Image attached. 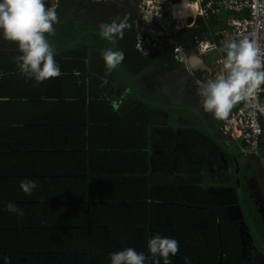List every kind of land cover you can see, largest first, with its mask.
Instances as JSON below:
<instances>
[{
    "label": "trees",
    "instance_id": "1",
    "mask_svg": "<svg viewBox=\"0 0 264 264\" xmlns=\"http://www.w3.org/2000/svg\"><path fill=\"white\" fill-rule=\"evenodd\" d=\"M137 1L123 0L128 4H134ZM46 4L48 5V0ZM55 8L60 20V23L55 26L56 35L47 36L46 34L47 39L54 46L55 60L62 73L59 77L52 78L54 82L46 80L37 83L34 79L23 75L14 59L20 55L17 45L3 39L0 34V176L5 177L24 172V175L30 176V180L37 183L38 188L43 191L49 189V194L41 197L44 202H49L54 198H64L72 208L70 216L66 214L69 211L66 210L68 208L66 205L63 209L58 207L56 213L65 215L69 221L68 225L76 226L79 224L74 220L80 217L77 206L85 198H90L85 194L90 193L91 190L85 189V186L80 187V172L84 169L82 165L69 168V170L78 172V175L72 176L70 188L68 180L58 176L54 177L60 175L63 169L58 161L55 162L56 164L53 162L54 152L60 148L59 146H70L77 157L80 154L77 152L88 148L91 160L95 161L93 156L96 154L95 148L105 144L116 145L122 148L119 155L125 161L126 157L132 155V152L127 150L128 147L133 145L144 147L149 139L155 151L150 158L152 164L150 171L155 174L156 178L154 184L162 183V186L166 188L165 193L171 200L176 199L177 187L185 192L186 190L192 191V189L198 192V187H205L208 176L192 174L196 173V168L203 170L214 166L213 158L217 162L225 146H232L229 137L217 134L219 131H211L209 134L201 133L186 125L176 128L169 122L168 113L163 115L149 111L147 108H152L139 104L138 100L144 98L136 92L134 94L137 99L122 105L117 114L110 105V101L117 98L121 91L113 86L115 80L113 77L116 74L119 76L141 75L143 78L141 81L150 80L151 82H146V84L150 90H154L162 84L164 78H169L168 72L176 66L175 63H170L167 69H154L152 70L154 73L150 72V75L145 73L150 65H155L156 57L164 62L167 59L170 60L171 52L164 49L156 55L142 56L133 48L134 20L138 17L137 11L112 0H58ZM116 17H126L129 26L124 31V37L113 45L100 36L98 26L100 23H109ZM199 21L201 26L186 30V38L206 28L200 17ZM84 36L87 38L88 46L79 49L77 48L80 46L79 40ZM116 47L123 51L124 60L116 69L108 72L102 59V52L107 48L116 50ZM86 55H92L88 75L85 73L86 63L83 61ZM181 70L185 71L183 68ZM151 77L154 78L150 79ZM197 86L190 77H186L180 86L183 96L188 98L189 102L201 103L197 97ZM76 99L78 109L82 110L81 114L76 117L79 120L78 126L85 122L86 114L88 119L87 127L81 126V129L77 128V131L76 127L69 125L68 114L65 117L64 113L61 120L58 116L60 110L65 108V104L70 103L67 100ZM204 113L213 115L209 112ZM134 118L137 119L136 123L137 121H146V123L143 125H139L141 123L127 124L134 122ZM119 120L127 123L121 124L120 127L111 124L103 125L104 122H120ZM111 136L112 141L109 139ZM140 137L142 138L140 143L134 144ZM124 148L126 150H123ZM146 154L147 151L142 152L139 158L125 163L132 168L136 164L137 173H141L140 175L109 177L107 184L114 188L117 187L118 181H122L115 195L126 198L122 192L128 193L127 191L132 189L128 184H133V181H136L137 187L144 186L147 177L143 174L149 166ZM260 155H264V150ZM72 159H74L72 156L67 155L68 162L73 161ZM100 163H103V166L91 165L93 172L105 173L108 166L110 170L111 168L119 170L123 165V163L113 164L115 163L113 161L110 163L100 161ZM63 165L65 166V163ZM94 178H100L102 183L104 181V177L101 176ZM261 179L264 184V175ZM235 189L236 193L232 197L239 201L244 219L249 221L254 231L253 235L250 231L241 232L240 220L234 219L230 209L226 206L223 195L216 190H212V195L206 191L198 194H193L192 191V195L186 194L177 198L186 201L190 206L197 204L201 206L199 210L190 209L189 213L185 212L182 218H178L180 211L175 213L182 207L181 201L173 205L170 203V208L165 209L162 214L159 212L151 214L147 212V203L134 202L135 198L146 199L145 194L137 196L135 193H128V197L132 199V202H128L133 207L132 222L138 226L127 230L129 237L127 242L139 245L138 249H144V251H136L144 253L148 259L152 260L147 249L148 226L151 225L153 229H156L153 230V236L169 237L179 242L180 252L175 257L170 256L171 264H185L186 257L189 258V264H248L242 259L240 237L250 235L253 238L257 237L261 248L264 249V228L261 229V226H264V209L258 204L260 196H252L238 184ZM35 192L36 195H27L19 186H15V192L12 195L16 206L20 209L22 205H25L24 201L39 198V194ZM162 198L164 197L161 196ZM31 204L36 206L38 201ZM21 209L24 215L11 213L13 227L0 236V264H89L87 256H84L86 258L84 259L83 256H70L68 253V251L81 250L79 243L73 241L70 244L65 243V240L59 237L53 241L47 238L45 242L42 241L43 244H40V238L36 234L41 231H47L49 234L48 225L55 226L57 223L52 221L49 223L47 217L43 220L37 219L36 215L29 210L30 207L26 206ZM53 218L57 216L53 215ZM45 223L47 225L43 227ZM124 229H118L119 234H122ZM50 230L52 234L59 233V235H64L69 231L66 226L55 230L50 228ZM74 230L79 232L80 227H75ZM112 233L114 238L119 239L120 235L109 231L107 235H103L102 241H99L94 249L101 248L100 250L103 251L102 248L107 247L106 238ZM70 238L72 239V233ZM116 243L118 245L120 241L116 240ZM55 251L61 253L56 255ZM257 254L259 255L257 252L253 253V261L250 264H260L261 258L259 260L256 257ZM22 255L25 257L24 261L21 259ZM93 258H89L91 264L94 263ZM110 262L108 257L99 260L97 264H110ZM160 264H163L162 260Z\"/></svg>",
    "mask_w": 264,
    "mask_h": 264
},
{
    "label": "crops",
    "instance_id": "2",
    "mask_svg": "<svg viewBox=\"0 0 264 264\" xmlns=\"http://www.w3.org/2000/svg\"><path fill=\"white\" fill-rule=\"evenodd\" d=\"M115 1L117 4H121V5H126L123 0H112ZM137 19V18H136ZM133 36H135V28H134V33ZM86 37V36H84ZM83 38V37H82ZM135 40H133L134 43ZM88 46V41L87 38L84 40V44L81 45L80 43V48L82 49L84 47ZM117 50V47L115 48ZM119 50V49H118ZM158 50L154 53H152L153 55H156L159 51ZM223 54L226 55V51L225 49L222 50ZM161 54V53H160ZM159 56V54H158ZM160 57H162L160 55ZM157 60L156 62H164L161 61L159 57H156ZM170 60L167 59V63L168 65L170 63H175V68L171 69L170 71H175L179 66L180 63L175 62L172 60V56H170ZM91 59H92V55H86V57H84L83 61L86 63V75H88V71L90 70V64H91ZM154 65V64H153ZM152 66V65H150ZM149 66V68H150ZM148 68V69H149ZM147 69V70H148ZM167 69V68H166ZM167 71V70H166ZM150 73V72H149ZM169 74V72H168ZM119 75L116 74L115 77H113L114 83L113 86L115 89L119 88L121 89L120 94L117 98H114L110 101V105L113 107V111L116 112H120V107L122 106V104L118 105L116 104V100L122 96L124 93H126V90L129 91V94L131 93H135V90L129 83V80H127L126 82L123 81V79H118ZM48 81L54 82L52 80V78ZM50 82V83H51ZM146 82H151V81H146ZM158 90L157 88L152 90V91H156ZM132 91V92H131ZM133 93V94H134ZM135 95V94H134ZM198 95V94H197ZM136 97V95H135ZM136 98H134L135 101ZM139 99V98H138ZM70 101V103L67 105L65 104V108H62L63 110H60V112L58 113V116L61 117L62 115H64L65 113V117L68 114V117L70 118V122L69 125H72L74 127H76V131L77 128L81 129V126H84L85 128L87 127V114L84 118L85 122H83L82 124H80V126H78L79 124V120H77V116L79 114H81L82 110L78 109V100H67ZM139 102V100H138ZM202 103V102H201ZM156 108L154 109H149L146 108L150 111L156 112V113H165L167 115V112L165 111V109H167L165 106L162 107V109L158 108L157 105H155ZM127 111V110H125ZM137 120L136 118H134V122L132 123H127L124 121H110V122H104L103 125H116L118 127L122 125L127 124H132V125H136L137 123H141L139 125H143L144 123H146V121L144 122H138L136 123ZM118 132V131H117ZM116 137V136H115ZM114 137V138H115ZM150 137V136H149ZM148 137V138H149ZM111 139L110 141H112V136L109 138ZM136 139V138H135ZM138 141L134 142L135 143H140V141L142 140V138L140 137L139 139H137ZM110 143V142H109ZM146 146H141V145H133L131 147H128L127 150L129 152H132V155L130 157H126V160L124 161V158H121L119 155V152L122 150V148L117 147L116 145H112L110 146L109 144H105V145H100L101 147L95 148L94 152H96V154H93L94 156V160L96 161H92L91 157H90V150L88 148H84L81 149V152H77L80 153L77 156H75L74 154V150L70 147V146H59L60 148H57V150H55L54 152V158H53V162L55 163L56 161L59 162V164L62 165L63 169L62 171L59 173L60 175H55L54 177H60L62 179H66L68 180L67 183L69 184V188L71 186V178L74 175H78L77 171H72L69 170V168H74V167H79V165H82L84 167L83 171L80 172V187H84L87 190H91V192H87L88 194H85L86 197H90L85 198L84 200H82V202L77 206V209L79 211V216L78 219L74 220L76 221L79 226H76L74 224L72 225H68L69 221L68 218L65 215L62 214H58L56 213V210L59 208L64 207V205L68 206V208L66 210H69L66 214H68L70 216L71 212H72V208L71 206L64 200V198L61 199H50L49 202H44L43 199L41 200V197L43 196H47L49 189L47 188V190L43 191L42 189L36 187L33 191L31 195H36V192L39 194V198H35L36 200L33 199H29L28 201H24L25 205H22L20 207L24 208V207H30V211L34 213V215H36L37 219H41L43 220V218H48L49 223L52 221L53 223H57V225L55 226H50L48 225V230H49V234L47 233V231H41L38 234H36L39 238H40V244H43L42 241L44 240V242L46 241L47 238H49V240L53 241L56 240V238L62 237L65 240V243H71L72 241L75 243H79L81 250H74V251H68L69 255H80V257H84L87 256V261L89 264H91V259L89 258H93V256L95 258L94 259V263L93 264H97V262L99 260H103V259H107L108 257L110 258V255L112 253L115 252H119L122 251L126 248H134L135 250H139V251H144V249H138L139 245H134V243H129L127 242L128 240V235H127V230L131 229L135 226H138L135 222H132L133 219V207L132 205L130 206V204L128 202H132V199L128 197V193H135L137 196H141L143 194H145V196L147 197L146 199L141 200L142 198H135V203L139 204L141 202H145L147 203V212L148 213H157L159 212V214H162L163 212H165V209L170 208V203L173 205V203H178V201H181L182 203V207L180 208V210H176V212L179 213L178 218H182V216L187 213H189L191 210L193 211L195 210H199L201 208V206L197 205H193L190 206L189 203H186V201L184 200H179L177 198H179L182 195H192V191L193 194H198L199 192L203 193V191L209 192L212 195V190H216V189H212L210 188V186H212V181L209 180L210 175L212 174V170L213 167L209 166L206 169H199L196 168V173H193L192 175H207L208 177V182L207 185L203 188L198 187V192L194 191L195 189H192V191H187L186 192L181 188L177 187V191L175 193V197L176 199L171 200L170 197H168V195L165 193L166 192V188L162 186V183L155 185L154 184V180H156L155 178V174H153L150 171V168L152 166L151 162H150V158L151 155L153 153H155L154 149H153V144L151 143V140H147L146 141ZM225 148H227V145L225 146ZM231 149L230 152L234 153L236 156H239V153L236 149V147H234L233 145L231 147H229ZM228 148V150H230ZM236 152H234V150ZM123 150H126L125 148ZM147 151L146 154V158H147V164L149 165L148 168L145 170L143 175H146L147 177V181L145 182L144 186H140L137 187L135 185L136 181H133V184H128L129 187H131L132 189L128 190V193H124L122 192L124 195V197L126 198H122L120 195L117 196L115 195L116 193H118V188L120 187V185L122 184V181H118L116 186L118 187H112L109 186L107 184L109 177H112L113 175H140L141 173H137V167L134 165L133 168L125 163H129L131 161H133L136 158H139V155L142 152ZM106 153V154H104ZM72 156L74 159H72L73 161L68 162L67 160V155ZM101 162H107L110 163L111 161L115 162L113 164H118V163H123L122 167L119 168V170H116L114 168H111V170L109 169V166L106 168L105 173H100V172H93L94 170H92L91 165L95 164L96 166H103V163ZM65 163V166L63 165ZM56 164V163H55ZM74 164H76L74 166ZM68 165V167H67ZM68 168V169H67ZM67 169V170H66ZM24 172H19L16 175H9V176H5V177H1L0 176V236H2L3 234L6 233V231H8L9 228L13 227V223H12V217H11V213L13 212H9L7 209V205L9 203H12L14 205L15 204V198H13L12 193L15 192V186H19L20 187V183L23 180H30V176L28 175H24ZM62 174V175H61ZM104 177V181L102 183V180L100 178H94V177ZM92 178V179H91ZM107 178V179H106ZM77 180V178H76ZM153 181V182H152ZM91 182V184H90ZM21 189V188H20ZM69 191V190H68ZM67 191V192H68ZM115 193V194H114ZM83 194V193H82ZM12 195V197H11ZM84 195V196H85ZM115 195V196H114ZM221 195L224 196L223 192L221 193ZM161 196H163L164 198L161 199ZM92 197H95L94 199H92ZM56 199V200H55ZM49 200V198H48ZM67 200V199H66ZM38 201V204L36 206H32V202ZM226 202V201H225ZM238 202V206L239 201ZM126 203V204H125ZM32 206V207H31ZM73 206V204H72ZM198 207V208H197ZM76 208V207H75ZM189 208V209H188ZM120 209V210H118ZM191 209V210H190ZM64 210V211H66ZM192 213V212H191ZM58 214V215H57ZM53 215H56L57 218H53ZM43 216V217H42ZM186 217V215H185ZM53 218V219H52ZM51 219V220H50ZM132 223V224H131ZM47 223H45L43 225V227H46ZM68 227L69 231L67 233H65L64 235H59V233L56 234H52L50 230V228L58 229L59 227ZM57 227V228H55ZM75 227H80V231H75L74 228ZM122 234H119L118 229H123ZM85 229V231L83 230ZM153 229L151 225L148 226V232L149 235H151V237H147V240H149L150 238L153 237ZM109 231L114 232L115 234L120 235L119 239L118 238H114L113 233L110 234L111 236H107L106 240L107 242V247L106 248H102L104 249L103 251L99 249H94V247L99 243V241H102V237L103 235H107L109 233ZM72 233V239L70 238V235ZM157 234V233H156ZM49 236V237H48ZM247 239V237L245 236H241L240 237V244H241V248L244 249L245 251V247H243V243H241L242 240ZM253 238V237H252ZM245 239V240H246ZM115 240V241H114ZM116 240H119L120 243L117 245ZM122 240V241H121ZM125 241L127 243H125ZM251 243L253 245H256L258 247L261 248L259 241L257 239V237H254L253 240H251ZM247 247V245H246ZM33 251L37 252L34 248H32ZM252 252H251V260L248 262V264H250L251 261H253V253L254 252H258L257 250H254V248H252ZM264 250V249H262ZM242 251V250H241ZM30 251H28L29 253ZM180 252V248L178 253ZM23 253V252H22ZM59 253H61L60 251H55L54 254L58 255ZM100 253V254H99ZM177 253V254H178ZM53 254V255H54ZM99 254V255H98ZM176 254V255H177ZM175 255V256H176ZM173 256V257H175ZM21 259L24 261L25 257H23V255L21 256ZM84 259H86L84 257ZM262 259L260 260V264H264V262H261ZM111 264V262H110ZM148 264H152V260L148 259Z\"/></svg>",
    "mask_w": 264,
    "mask_h": 264
},
{
    "label": "clouds",
    "instance_id": "3",
    "mask_svg": "<svg viewBox=\"0 0 264 264\" xmlns=\"http://www.w3.org/2000/svg\"><path fill=\"white\" fill-rule=\"evenodd\" d=\"M56 5L48 6L46 0H0V34L3 39L17 45L20 55L14 59L19 71L37 83L62 75L55 60L54 46L47 39V36L56 35L55 26L60 23ZM128 26L126 17H116L109 23H100L99 34L115 45L124 37ZM224 49L223 71L214 80L197 86L204 110L217 119H225L236 104L253 99L264 85V50L255 40L245 37L231 41L225 44ZM102 59L106 70L111 72L124 60V53L107 48L102 52ZM36 187L37 183L32 180L20 183V188L27 195H31ZM7 209L24 215L23 210L12 203L7 205ZM179 247L177 240L159 235L147 243L152 264H160L161 260L163 264H171L169 258L178 253ZM110 261L111 264H148V256L129 247L112 253ZM185 264H189L187 257Z\"/></svg>",
    "mask_w": 264,
    "mask_h": 264
},
{
    "label": "built area",
    "instance_id": "4",
    "mask_svg": "<svg viewBox=\"0 0 264 264\" xmlns=\"http://www.w3.org/2000/svg\"><path fill=\"white\" fill-rule=\"evenodd\" d=\"M187 1L197 3L194 13L173 11L172 6L180 3L173 0L125 3L139 15L134 26L135 50L142 56L169 50L172 60L180 63L197 85L214 80L223 71L225 44L247 37L264 50V0ZM221 10L227 12V17L218 25ZM199 17L206 28L186 38L187 29L201 26ZM219 132L230 138L241 156L264 157L260 155L264 150V85L253 99L231 109L222 119Z\"/></svg>",
    "mask_w": 264,
    "mask_h": 264
},
{
    "label": "rangeland",
    "instance_id": "5",
    "mask_svg": "<svg viewBox=\"0 0 264 264\" xmlns=\"http://www.w3.org/2000/svg\"><path fill=\"white\" fill-rule=\"evenodd\" d=\"M54 2L55 6L57 1L54 0ZM48 6L50 5L48 4ZM218 17L217 23L219 25V21L221 19L225 20L227 17V12L225 10H221ZM215 28L216 26L212 27L213 30ZM85 39L86 37H83L79 40L81 45L84 44ZM77 48H80V46ZM167 66V62L160 63L157 61L155 65H152L148 70L146 69L145 73L149 74V72H152L154 69H166ZM181 69V66H179L175 71H169V78H164L162 84L157 87L158 90L156 91L150 90L146 82L141 81V79H143L141 75L137 76L125 74L123 76L120 75L117 77L118 79H123V81L129 80L130 85L135 89L134 91L138 93L139 96L144 98L139 100V104L152 109L156 108L155 105H157L160 109L165 106L167 108L165 111L168 113L169 122L176 126V128L186 125L187 127L197 129L201 133L208 134L211 131H219V128L222 124V119H217L211 114H205L204 112L207 111L204 110L202 103H198V101L189 102L188 98L183 96L180 86L183 84L186 77L190 76L186 70L183 72ZM153 78L154 77H151L150 79ZM133 93L129 94V91L126 90V93H124L115 101L116 104L124 105L125 103H130L134 100V98H136ZM161 114L166 115L165 113ZM217 134H220V132ZM229 147L231 146L228 145L227 148L223 149V152L218 157L217 162L215 161L216 159L213 158L215 165L212 166L213 175H210L209 178V180L213 183L210 188L216 189L218 193L223 192V199L226 201V206L230 209V213L234 219L240 220V227H242L241 232L244 233L250 231V233L253 235L254 231L251 229L249 221H247L246 218L244 219L243 212L238 206L237 200L232 196L236 193L235 188L236 184H238L250 192L252 196H260L261 199L259 200L258 204L264 209V184L261 179L264 175V157L245 158L240 154L239 156H236L234 153H232L233 151L230 152L231 149ZM228 148L230 150H228ZM233 150L236 152L235 149ZM212 156L214 157V153ZM263 228L264 226H261V229ZM260 233L258 232V234ZM245 237H247V239L245 238L246 240L244 239L241 241V243H243V247H245V251L243 248H241L243 261L248 263L251 260V252L253 250L252 248H254V250H257V253H259V255L257 254L256 257H258L259 260L261 258L264 262V250L254 245V243L252 245L251 240H253V238L251 235Z\"/></svg>",
    "mask_w": 264,
    "mask_h": 264
},
{
    "label": "bare ground",
    "instance_id": "6",
    "mask_svg": "<svg viewBox=\"0 0 264 264\" xmlns=\"http://www.w3.org/2000/svg\"><path fill=\"white\" fill-rule=\"evenodd\" d=\"M54 0L49 1V5L53 6L54 5ZM197 3L195 1H187V0H181L179 4L173 5V11H180V14H187L189 12H195ZM179 8V9H177Z\"/></svg>",
    "mask_w": 264,
    "mask_h": 264
},
{
    "label": "water",
    "instance_id": "7",
    "mask_svg": "<svg viewBox=\"0 0 264 264\" xmlns=\"http://www.w3.org/2000/svg\"><path fill=\"white\" fill-rule=\"evenodd\" d=\"M197 92H198V88H197ZM197 97L202 102L201 97L199 95H197Z\"/></svg>",
    "mask_w": 264,
    "mask_h": 264
}]
</instances>
